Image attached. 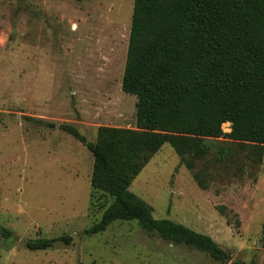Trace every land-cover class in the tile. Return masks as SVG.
<instances>
[{
	"label": "rangeland",
	"instance_id": "374dc122",
	"mask_svg": "<svg viewBox=\"0 0 264 264\" xmlns=\"http://www.w3.org/2000/svg\"><path fill=\"white\" fill-rule=\"evenodd\" d=\"M133 7L0 0V227L13 233L5 239L0 230V264H264V156L248 157L251 147L224 138L206 140L209 153L185 162L164 145L130 188L156 219L210 236L223 261L135 221L84 233L112 199L91 186L92 153L59 127L74 126L91 143L100 127L137 129L138 99L122 90ZM66 235L70 246L26 247Z\"/></svg>",
	"mask_w": 264,
	"mask_h": 264
},
{
	"label": "trees",
	"instance_id": "16d2710c",
	"mask_svg": "<svg viewBox=\"0 0 264 264\" xmlns=\"http://www.w3.org/2000/svg\"><path fill=\"white\" fill-rule=\"evenodd\" d=\"M122 90L138 99L136 130L100 127L91 143L76 127H59L92 153L91 186L112 199L84 233L98 235L115 222L135 221L170 245L223 261L226 252L210 236L156 219L130 188L166 144L185 162V156L209 153L202 147L206 140L224 138L251 147L248 157L262 160L264 0H134ZM224 124L231 125L230 133L223 132ZM0 230L5 239L13 236ZM73 242L66 235L29 240L26 247L43 251Z\"/></svg>",
	"mask_w": 264,
	"mask_h": 264
},
{
	"label": "water",
	"instance_id": "95a60500",
	"mask_svg": "<svg viewBox=\"0 0 264 264\" xmlns=\"http://www.w3.org/2000/svg\"><path fill=\"white\" fill-rule=\"evenodd\" d=\"M225 261H226V263H227L229 260H228V259H226Z\"/></svg>",
	"mask_w": 264,
	"mask_h": 264
}]
</instances>
